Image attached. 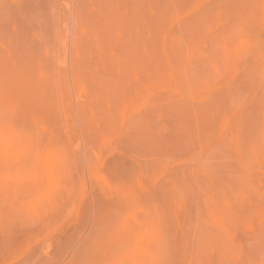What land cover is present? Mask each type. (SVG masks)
<instances>
[{
	"label": "rangeland",
	"instance_id": "1",
	"mask_svg": "<svg viewBox=\"0 0 264 264\" xmlns=\"http://www.w3.org/2000/svg\"><path fill=\"white\" fill-rule=\"evenodd\" d=\"M0 264H264V0H0Z\"/></svg>",
	"mask_w": 264,
	"mask_h": 264
}]
</instances>
